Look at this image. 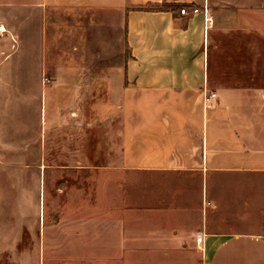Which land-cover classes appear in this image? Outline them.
<instances>
[{"label": "rangeland", "instance_id": "obj_1", "mask_svg": "<svg viewBox=\"0 0 264 264\" xmlns=\"http://www.w3.org/2000/svg\"><path fill=\"white\" fill-rule=\"evenodd\" d=\"M259 9L219 35V85L264 88ZM128 57L112 9L0 0V264H201L197 233L264 230V177L153 167Z\"/></svg>", "mask_w": 264, "mask_h": 264}, {"label": "crops", "instance_id": "obj_2", "mask_svg": "<svg viewBox=\"0 0 264 264\" xmlns=\"http://www.w3.org/2000/svg\"><path fill=\"white\" fill-rule=\"evenodd\" d=\"M73 1L124 15L129 51L125 94L137 98L148 90L151 103H158L148 105V111L156 112L154 120L136 128L147 129L153 160L161 162L154 168L197 172L200 177H264V88L219 85L216 69L219 35L234 29L236 22H250L251 13L260 16L263 0ZM181 7L187 14L179 12ZM193 7L197 13L191 12ZM206 15L211 18L207 27ZM117 109L122 116L125 108L120 104ZM131 112L133 131L140 116L133 108ZM119 123L121 137L123 120ZM197 235L201 264H264V230Z\"/></svg>", "mask_w": 264, "mask_h": 264}, {"label": "built area", "instance_id": "obj_3", "mask_svg": "<svg viewBox=\"0 0 264 264\" xmlns=\"http://www.w3.org/2000/svg\"><path fill=\"white\" fill-rule=\"evenodd\" d=\"M179 12L181 14H187L188 10H187L186 7H181ZM191 12L192 13H197L198 12V8H196V7L191 8ZM204 21L206 22V27H207V25H209L211 23V18L206 15V17H204ZM213 95H214L213 93H210V96H213ZM197 240H201L200 235L197 236Z\"/></svg>", "mask_w": 264, "mask_h": 264}]
</instances>
